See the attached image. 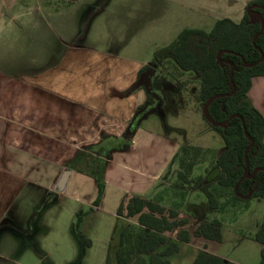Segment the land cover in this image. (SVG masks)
Returning a JSON list of instances; mask_svg holds the SVG:
<instances>
[{
  "label": "crops",
  "instance_id": "1",
  "mask_svg": "<svg viewBox=\"0 0 264 264\" xmlns=\"http://www.w3.org/2000/svg\"><path fill=\"white\" fill-rule=\"evenodd\" d=\"M239 1L242 11L234 20L228 11ZM250 1L227 0L228 7L218 20L241 22ZM78 2L0 0V264H25L23 258L31 249L53 264L48 251L64 253L68 246L63 245L73 244L74 235L82 241L75 229L70 237L65 233L63 242L58 241L47 223L55 220V208L62 204L70 186L76 187L75 179L86 176L96 182L90 176L91 158L107 161L103 173L106 186L114 185V180L120 185L126 172L136 173L141 179L135 177L128 185L151 180L153 185L162 184L165 195L150 200L158 198L167 204L174 195L172 187L179 169L171 177L170 161L180 149L174 139L142 127L128 149L112 145L129 137L133 116L144 100V93L136 86L146 62L114 51L101 26L103 19L111 16L121 24L125 21L122 27L131 29V18L122 13L128 7L111 6L108 1ZM130 4L131 12L135 3ZM105 45L110 49L103 48ZM248 97L264 117V76L253 79ZM165 144L170 147L167 156ZM158 148L164 149L162 163L153 152L158 153ZM106 149H111L110 159H106ZM135 157L138 166L133 168L136 163L128 164L127 158ZM68 170L71 174L65 190L60 191L59 183ZM199 192L190 190L181 201L182 214L184 206L194 205L191 201ZM126 194L123 189L120 200ZM140 195L135 196L146 197ZM197 220L204 221L201 216ZM29 258L41 264L30 254ZM60 260L70 261L62 256Z\"/></svg>",
  "mask_w": 264,
  "mask_h": 264
},
{
  "label": "trees",
  "instance_id": "2",
  "mask_svg": "<svg viewBox=\"0 0 264 264\" xmlns=\"http://www.w3.org/2000/svg\"><path fill=\"white\" fill-rule=\"evenodd\" d=\"M249 6H258L255 11L264 20V0H253ZM261 31V19L245 11L240 23L225 18L218 20L210 32L186 29L171 45L156 52L155 58L171 61L180 76L185 73L198 76L201 85L197 99L201 107L212 97L230 94L234 84L233 95L217 98L209 105V116L215 123L241 116L255 143L248 152L247 164L245 152L251 142L245 135L242 119L234 117L225 127L210 124L222 137L225 151L216 157L206 149L193 152L196 148H190L175 156L172 162L178 161L180 169L178 181L172 187L176 198L173 207L139 196H125L117 212L118 224L106 264H171L168 258L179 252V243L189 244L198 238L222 243L223 224L219 220L199 222L196 219L195 222V218L180 213L181 201L190 190L203 193L213 212L228 206L249 208L253 199L264 201V117L248 97L253 79L264 76V60L258 63L264 54V31L254 43ZM245 64L255 65L246 67ZM232 67L235 69L231 79ZM90 161V176L99 185L104 184L102 168L107 161L100 163L92 158ZM207 163L203 172L193 178L194 167L197 164L204 167ZM246 171L249 175L258 172L251 179ZM135 218L137 223H133ZM189 226H194L192 232ZM254 239L262 245L259 264H264V223ZM193 264L236 263L204 251Z\"/></svg>",
  "mask_w": 264,
  "mask_h": 264
},
{
  "label": "rangeland",
  "instance_id": "3",
  "mask_svg": "<svg viewBox=\"0 0 264 264\" xmlns=\"http://www.w3.org/2000/svg\"><path fill=\"white\" fill-rule=\"evenodd\" d=\"M78 1L79 4L82 2V0ZM107 1L111 6L121 4L128 7L122 13L131 18L132 28L122 27V24H125V21H122L124 16L120 19L122 24L117 18L111 19V16L103 19L105 22L101 26L105 32L102 28L100 29L105 33L106 42L112 45L114 51H120L123 55L132 56L146 64L154 59L156 52L176 41L184 30L197 29L210 32L228 7L227 0H95V3L105 4ZM130 3H135L132 5L131 12L129 11ZM241 7L242 2L239 1L228 11L229 14H234L231 16L234 20H237V16L241 14ZM97 23H100V20ZM97 23L93 26L95 29ZM119 30L123 32L120 35H118ZM103 48L110 49L106 45ZM186 106L187 108L180 110V106L175 104L169 106L170 108L166 111L163 106L162 112L160 110L158 114L149 115L143 121V126L146 129H152L157 135L174 139L178 144V149L184 145L188 149L203 146L210 155L218 149L223 152L225 148L223 139L207 125L203 108L198 103L194 104V101L189 98ZM162 150L164 151L158 148V153L156 150L153 151L157 154L155 158L159 162L164 155H160ZM168 153H170V147L165 144V156ZM137 162V157L130 160L127 158L128 164L136 163L133 168L138 166ZM170 163L172 167L169 174L173 177L174 171L180 169V163L178 161L175 163L170 161ZM162 166L163 164L155 168V172L159 171ZM202 172L203 169H196L194 174L198 176ZM124 175L125 180L121 181L120 185L114 180L112 181L114 185L111 186L99 185L97 181L94 182L86 176L75 179L76 187L70 186L62 204H58L55 208V220L48 221L47 224L54 230L53 237L58 241L65 240V233L70 237L72 229L76 230L82 241H78L74 235L75 243L73 241L71 245L70 243L63 245L68 246L64 253L60 250L48 251V256L51 255L54 260L53 264H106L109 245L118 224L117 212L125 196L131 197L133 193L141 196L140 194L144 193L145 198L153 199L158 194L159 196L165 195V190L159 182H154L153 185L151 180L144 184L136 183L131 186L128 184H132L135 177L136 180H140V176L136 173L127 174V172ZM168 176L167 174L165 177ZM128 178H130V183H128ZM123 189L127 191V194L120 200ZM171 197L166 201L167 204L165 200L164 203H159L166 207H173L176 198ZM82 199L86 200L85 204L81 201ZM191 199L193 200V195ZM153 201H158V198ZM191 202L194 205L189 206L186 211L193 214L194 221L201 216L204 221L211 222L217 219L223 224V242L198 238L190 244L179 243V252L168 258L171 264H193L198 254L204 252L206 245L208 253L225 260L238 264H259L262 248L254 237L259 226L264 223V201L253 200L249 209L246 207L233 209L228 206L227 209L219 212L209 209V202L201 192ZM188 228L191 232L194 230L193 226ZM29 254L36 257L37 263L38 260L41 264L49 262L46 258L42 260L31 249L23 258L25 264H35L33 258H29ZM61 256L63 259H70L69 263L60 260Z\"/></svg>",
  "mask_w": 264,
  "mask_h": 264
},
{
  "label": "flooded vegetation",
  "instance_id": "4",
  "mask_svg": "<svg viewBox=\"0 0 264 264\" xmlns=\"http://www.w3.org/2000/svg\"><path fill=\"white\" fill-rule=\"evenodd\" d=\"M249 3L246 6L245 11H248L249 13H252L256 18H259L258 17V13H256V11H255V8H257L258 6H249ZM245 11H244V14H245ZM195 30H197V29H195ZM152 71L154 72V74L151 76L150 87H147L145 83L141 84V82L145 79V76L147 74H149V72L152 73ZM193 82H194V84H193ZM175 83H177V85H174ZM200 85H201L200 84V79L198 78V76L192 75V74H189V73H187V74L185 73L183 76H180L178 70L175 68L174 64L171 61H169L168 59H160V58L156 59L154 57V59L151 62H149L148 64H146L141 69V71L139 72V77H138V82H137L136 88L144 93V100L138 106V108H137V110H136V112H135V114L133 116V119H132V122H133L132 130H130L128 132L129 137H127V139H124L122 141H117V140L114 141L113 144H112L113 147H117V145H118L119 148H116V149H120V148H121V150L128 149L131 146L133 136H135V134H136V132L138 130H140L142 127H144L143 126V121L151 114H158L160 110L162 112V107L163 106H165V111H166V109L170 108L169 106L175 105V104L180 106V110H181V108L185 109V108H187L186 103H188V98L192 99L194 101V104L198 103L200 105V103H199V101L197 99V96H198V93H199V90H200ZM204 107H202L203 108V114H204ZM204 120L206 121L207 125L211 128V126H210L211 123L205 118V116H204ZM227 121L224 122V123H227ZM219 124H223V123H219ZM194 148H196V149H194L193 152L197 151L198 148L205 149L203 146L202 147L201 146H194ZM187 149L188 148L186 147V145L182 146L180 151L179 152L177 151L175 153V155L173 156L171 162L173 161V159L175 158L176 155H178L179 153L181 154V153L185 152ZM106 151L108 153V154H106V156L109 155L110 158H111V155H110L111 154L110 153L111 149H106ZM224 151H225V148H224L223 152ZM221 152H222V150L218 149L217 151H215L214 154L217 157L219 155H222L223 152L222 153ZM92 159L94 161L95 160H97V161L100 160V158L98 159L97 157H94ZM106 159H107V157H106ZM198 159H200V157L197 158V160ZM101 162H103V161H101ZM106 164L102 168V174L104 173ZM207 165L208 164H206L204 167H202L201 164H197L194 167L193 178L197 177L194 174L196 169H205ZM170 166H171V163H170ZM173 166H174V164H173ZM68 171H70V170H68ZM257 172L258 171H254V173L252 175H249L248 171H246V176H248L249 178L252 179ZM103 180H104V175H103ZM177 181H178V179H177V176H176L174 183L177 182ZM133 196H135V195H133ZM144 199H146V198H144ZM147 200H150V199H147ZM253 200H256V199H253ZM253 200H251L250 202H252ZM202 203L205 204L204 201H202ZM189 206H193V205L184 206L183 207V211L185 212V214H182L181 212L180 213L183 216L193 217L192 216L193 214L191 215V212H187L186 211V209ZM198 218H199V216L197 217V219ZM133 223H137V218L133 219Z\"/></svg>",
  "mask_w": 264,
  "mask_h": 264
},
{
  "label": "water",
  "instance_id": "5",
  "mask_svg": "<svg viewBox=\"0 0 264 264\" xmlns=\"http://www.w3.org/2000/svg\"><path fill=\"white\" fill-rule=\"evenodd\" d=\"M258 17L261 19V21H262V31L254 38V43H255V41H256V39L258 38V36L260 35V34H262V32L264 31V20H263V18H262V16H261V14H258ZM264 60V54H262V56H261V59L258 61V63L259 62H261V61H263ZM255 65V64H254ZM254 65H248V64H245V66L246 67H251V66H254ZM234 67H232V72H231V79H232V76H233V71H234ZM154 74V72L152 71V73L151 72H149V74H147L146 76H145V79L141 82V84H146V86L147 87H150V84H151V76ZM233 85V91L230 93V94H227V95H218V96H215V97H212L207 103H206V105H205V107H204V116H205V118L213 125V126H215V127H224V126H226V124L230 121V120H232L234 117H239V118H241L242 119V123H243V126H244V130H245V135H246V137L247 138H249L250 139V142H251V144H250V146L247 148V150H246V152H245V159H246V162L248 163V152H249V150L254 146V140L250 137V135L248 134V132H247V128H246V126H245V122H244V120H243V118L241 117V116H239V115H235V116H232V117H230V119L227 121V123H223V124H219V123H215L212 119H211V117L209 116V113H208V107H209V105L215 100V99H217V98H221V97H226V96H231V95H233L234 94V92H235V85L234 84H232ZM71 174V171H66L65 173H64V175H63V177H62V179H61V181H60V183H59V190L60 191H64L65 190V186H66V183H67V180H68V178H69V175Z\"/></svg>",
  "mask_w": 264,
  "mask_h": 264
}]
</instances>
